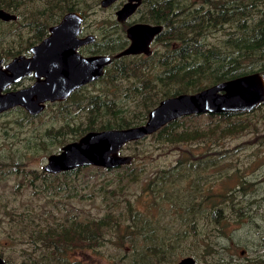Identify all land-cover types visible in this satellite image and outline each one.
<instances>
[{
  "label": "rangeland",
  "instance_id": "obj_1",
  "mask_svg": "<svg viewBox=\"0 0 264 264\" xmlns=\"http://www.w3.org/2000/svg\"><path fill=\"white\" fill-rule=\"evenodd\" d=\"M77 1L69 4L84 14V34L95 35L101 48L106 36H120L116 11L124 1L107 9L100 6L103 0ZM152 1L145 0L129 23L148 20L165 2ZM180 1L173 8L182 17L163 39L174 38L173 44L167 49L163 40L153 45L156 52L149 61L123 59L117 64L129 66L123 72L116 73L117 65L109 67L101 81L82 88L73 100L49 104L37 117L21 108L0 115V257L6 264H70L69 257L78 262L77 253L72 257L66 248H86L81 258L85 264H179L184 258L195 264H264V104L229 122L208 115L196 118L191 121L193 140L180 141L181 131H175L167 139L153 135L128 144L122 154L133 162L116 169L89 166L57 178L44 171L48 157L61 145L76 141L88 129L116 126L114 110L134 109L129 121L135 120L172 93L214 85L215 72L227 67L222 62L245 56L236 54L232 45L240 34L243 41L250 40L248 45L255 44L251 46L256 52L264 48L255 43L261 40L258 29L264 30V0ZM10 5L14 10L8 11L19 17L17 23L0 20L6 34L0 35V59L17 45L35 42L47 23L44 12H53L57 21L61 14L52 0H0V6ZM223 9L226 13L217 17ZM242 11L246 15L239 18L241 24L235 15ZM189 31L198 67L195 60L194 67H187L186 56L193 50L185 41L176 51L182 41L174 35ZM93 45L82 54H93ZM165 52L175 58H162ZM160 58L163 64H157ZM180 61L187 65H177ZM131 63L157 65L133 68ZM178 66V72L161 79L162 71ZM236 66L226 70L229 76L246 73L240 72L243 68L247 74L264 71V49ZM197 69L201 74L188 77ZM33 83L28 78L11 90ZM106 101L110 103L104 105ZM192 161L195 170L189 169ZM176 166L183 171L171 180L174 185L166 184ZM184 174L188 180H182ZM208 207L214 209L209 214ZM139 219L144 223L135 226L132 221Z\"/></svg>",
  "mask_w": 264,
  "mask_h": 264
},
{
  "label": "water",
  "instance_id": "obj_2",
  "mask_svg": "<svg viewBox=\"0 0 264 264\" xmlns=\"http://www.w3.org/2000/svg\"><path fill=\"white\" fill-rule=\"evenodd\" d=\"M116 1L118 0H103L102 3L109 6ZM132 1L142 0H129ZM130 4L125 5L121 12L130 10ZM0 20L16 21L17 17L0 9ZM82 20L78 13H67L59 25L50 29V35L31 49L32 57H17L6 69L0 61V111L23 106L31 114H38L44 109L45 102L63 101L74 90L103 74L104 67L111 62L109 57H83L77 53V48L88 40L78 39ZM162 29V26L148 25L129 28L127 33L132 44L117 58L141 53L150 55V40L147 41V38L151 34H159ZM139 49L143 51L137 52ZM32 72H35L38 78L32 87L2 94L9 83ZM263 102L264 77L258 72L214 84L197 93L168 97L149 112L147 121L140 126L89 132L66 144L58 153L48 157L44 171L50 175H59L89 166L116 169L129 165L132 164L133 158L121 155V150L126 144L142 140L179 118L250 112ZM0 264H6L1 257ZM179 264L195 262L191 258H184Z\"/></svg>",
  "mask_w": 264,
  "mask_h": 264
},
{
  "label": "flooded vegetation",
  "instance_id": "obj_3",
  "mask_svg": "<svg viewBox=\"0 0 264 264\" xmlns=\"http://www.w3.org/2000/svg\"><path fill=\"white\" fill-rule=\"evenodd\" d=\"M118 1H121V0H118ZM118 1H116V2H114V3H112L111 5H109V6H104L103 5V1H101V4H100V6L102 7V8H104V9H107V8H110V7H112V6H114ZM122 1H124V4L119 8V9H117V11H116V18H117V21H118V23L121 25V27H122V31H120L119 33H118V35H121V38L119 37V36H117V38H116V40L114 41V42H110V43H108L107 41H108V38L110 37V36H106L105 38H104V41H105V43L103 42V47L101 48L100 47V45H101V43L100 42H98V40H97V38H96V36L95 35H86V34H84V31H85V27H84V25L85 24H83L84 23V21H85V16H84V14L83 13H80V12H75V13H78V14H80L81 15V17H82V23L80 24V32H79V34H78V39L79 40H81V41H84V40H86V39H88V40H86V42L87 43H83V44H81L78 48H77V53L78 54H80L81 56H83V57H94V56H107V57H109L110 59H111V62L108 64V65H106L105 67H104V69H103V74L100 76V77H98L97 79H95V80H93V81H90V82H88L87 84H85V85H83V86H81V87H79L78 89H76V90H74L71 94H69V96L65 99V100H63V101H54V102H52V101H47V102H45L44 103V109L40 112V113H38V114H31L26 108H24L23 106H15V107H12V108H8V109H5V110H3V111H0V115H2V114H4V113H7V112H9V111H11V110H13V109H16V108H21V109H23L24 111H26L29 115H31V116H35V117H37V116H39L40 114H42L46 109H47V107H48V105L49 104H55V103H64V102H66V101H68V100H73V99H75L76 98V95L78 94V92L82 89V88H84V87H86V86H88V85H90V84H92V83H95V82H97V81H101L102 80V78L107 74V69L109 68V67H112V66H114V65H117L118 64V62H120V61H122L123 59H126V58H128V57H144V58H146L147 59V61H149L150 60V58H152L153 56H154V54H155V52H156V50L155 51H153V45H158L159 44V42H161L163 39H164V37L166 36V32H167V29H166V26L164 25H161L160 24V22L158 21V17H160V16H164V15H168L169 13H172L173 14V7H174V5L176 4V2H177V0H165V2H164V5H163V7L161 8V9H156V10H154L153 12H151V13H149V15H148V20H144L143 22H139V23H129V21L131 20V18L133 17V16H135L137 13H138V11H140V9H141V7L143 6V4H144V1L145 0H142L141 2H138V1H132V2H129V0H122ZM126 1V2H125ZM204 2V0H201V2ZM153 2H155V0L153 1ZM182 1H180V3H181ZM206 2V1H205ZM128 3H131L130 4V10H124L123 12H121L122 10H123V8L125 7V5H127ZM156 3V2H155ZM133 5V6H132ZM138 5V6H137ZM226 7V6H225ZM225 7H224V9H225ZM133 8V9H132ZM222 10V11H219V13H218V15H217V17H221L224 13H226L225 12V10ZM3 10H5V9H3ZM6 12H8V13H10V14H15V13H13V12H10V11H8V10H5ZM74 12V11H73ZM119 12H121V13H119ZM70 13V12H69ZM67 14V13H66ZM65 14V15H66ZM16 15V14H15ZM17 17H19L18 15H17ZM63 17H64V15L59 19V21H57L55 24H53V25H51V27L44 33V34H39L38 35V37H37V39L35 40V42L34 43H31V44H29V45H17L11 52H10V54L6 57V58H4V59H0V61L2 62V67L4 68V69H6V67H7V65L8 64H10L15 58H17V57H20V56H24V57H32L33 56V54L31 53V49L32 48H34L35 46H37V45H39L42 41H44L49 35H50V29L52 28V27H54V26H57V25H59L60 23H61V21H62V19H63ZM124 19V20H123ZM18 20H19V18H18ZM121 20H123V21H121ZM230 20V19H229ZM6 22V21H5ZM10 22H15V23H17L18 21H10ZM135 25H148V26H162L163 27V29H162V31L159 33V34H151L150 36H148V38H147V41H149L150 40V45H149V51H150V55H146L145 53H141V54H138V55H128V56H123V57H121V58H117V56L119 55V54H121V53H123L125 50H127L130 46H131V44H132V41H131V39L128 37V33H127V31H128V29L129 28H131V27H133V26H135ZM114 27L115 28H118L119 26H118V24H115L114 25ZM118 30V29H117ZM164 32V33H163ZM161 33H163V34H161ZM161 34V35H160ZM154 35V36H153ZM147 36V35H146ZM152 36V37H151ZM92 40V41H91ZM96 40H97V42H96ZM120 40H123L124 41V45H123V48H121L120 49V47H119V42H120ZM141 42V41H140ZM94 44V45H93ZM142 44V43H141ZM79 45V44H78ZM91 45H93L94 47H96V49H95V52L93 53V54H90V55H83L82 54V49L83 48H85V47H87V46H91ZM161 45V44H160ZM162 46V45H161ZM139 47V46H138ZM139 51H143V49H139L137 52H139ZM157 55V54H156ZM162 55V54H161ZM160 55V56H161ZM161 64H163V62H161ZM118 68H120V65H117L116 66V69H118ZM259 72H260V74L264 77V71L263 70H259ZM258 72V73H259ZM256 73V72H255ZM247 74V71H246V73H243V74H240V76H244V75H246ZM28 78H32L33 80H34V83L31 85V86H29V87H26V88H22V89H17V90H11L12 89V86H15V85H17L18 83H20L22 80H26V79H28ZM37 81H38V78L36 77V75H35V72H32L31 74H29V75H24V76H22L19 80H17V81H15L14 80V82H11V83H9V85L5 88V90L3 91V95H6V94H8V93H12V92H19V91H22V90H26V89H29L30 87H32L35 83H37ZM220 83V82H219ZM217 84V83H216ZM166 99V98H165ZM129 102H132V100H129ZM108 103H110V101H106L105 102V104L104 105H106V104H108ZM97 104V103H96ZM133 104H138V106H139V102H137V103H135V102H133ZM264 104V102L263 103H261V104H259L255 109H257L258 107H260L261 105H263ZM103 105V106H104ZM97 107H99V105L97 104ZM239 113H244V112H231V113H224V114H206V115H210V116H214L213 118H219L220 116L221 117H227V120H225V122H229V121H232V119H233V117H237V115L239 114ZM130 115H136V112H135V110L134 109H127V108H124L123 109V111H122V113L120 112V111H118V110H114V112H113V114H112V117H114V118H116L117 120H118V122H117V124H115L116 126H101V130H97V131H104V130H112V129H126V128H130V127H136V126H140V125H142V124H144L146 121H147V119H148V116H147V118H146V120L144 121V122H140L139 120L137 121V122H129V116ZM192 116H198V118H200L201 116H203V115H192ZM192 116H188V117H192ZM142 117H143V115H142ZM142 117H140V118H142ZM188 117H182V118H179V119H177V120H175V121H173V122H171V123H169V124H167V125H165L164 127H162L159 131H157L156 133H154V134H152V135H150V136H156V137H158V134L162 131V130H164L165 128H167L170 124H172V123H174V122H176V121H179V120H183L184 118H188ZM139 117H136L135 118V120L136 119H140ZM196 119V118H195ZM191 121H194V120H190V122ZM190 122H187L186 124H189ZM85 130V129H84ZM95 129H88V130H86V131H84L81 135H79L78 137H79V139L81 138V137H83L84 135H86L87 133H89V132H96V131H94ZM176 130H169V134H166V135H169V137L172 135V133L173 132H175ZM150 136H147V137H145L144 139H146V138H148V137H150ZM144 139H142V140H144ZM78 140V139H77ZM139 141H141V140H139ZM139 141H135V142H130V143H128V144H131V143H138ZM128 144H126L123 148H122V150H121V155H123L122 154V151H123V149L128 145ZM66 144H63V145H61V149H62V147L63 146H65ZM60 149V150H61ZM59 150V151H60ZM58 151V152H59ZM124 156H130V155H124ZM84 168H87V167H84ZM81 169V168H80ZM174 169H179L177 166L176 167H174ZM78 170V169H77ZM74 171H76V170H74ZM74 171H71V172H74ZM176 171H183V170H176ZM71 172H66V173H71ZM62 174H64V173H62ZM62 174H59V175H62ZM182 179L183 180H188V176L186 175V174H184L183 176H182ZM185 203H186V201H185ZM181 261V260H180Z\"/></svg>",
  "mask_w": 264,
  "mask_h": 264
},
{
  "label": "trees",
  "instance_id": "obj_4",
  "mask_svg": "<svg viewBox=\"0 0 264 264\" xmlns=\"http://www.w3.org/2000/svg\"><path fill=\"white\" fill-rule=\"evenodd\" d=\"M74 1H77V0H52V2L57 6V7H59L58 9H56L55 11H58V10H60L61 11V14H60V18L63 16V15H65L66 13H69V12H72V11H74L75 10V6L73 5V4H69V3H71V2H74ZM154 1V0H153ZM152 1V2H153ZM204 1H207V0H204ZM78 2V1H77ZM155 2L157 3L158 2V0H155ZM79 4H80V2H78ZM176 3H180V0H177V2ZM1 8H5V9H7V10H14V6L13 5H10L9 7H3V6H0ZM250 6H245V7H242V8H244V9H247V8H249ZM176 9L175 8H173V14L172 13H169L168 15H164V16H160V17H158V21L160 22V24L161 25H165L166 26V29H167V31H171L172 30V27L175 25V23H176V21L178 20V19H180L182 16H180V15H178V11H175ZM49 10H47L46 12H44V15H48V17H47V23L44 25V28L42 29V31H41V34H44L50 27H51V25H53V24H55V22L57 21V19H55V15L53 14V12L52 13H50V12H48ZM193 13L196 15V14H199V15H201V13H199V12H195V10L193 11ZM224 15V14H223ZM222 15V16H223ZM246 15V12L245 11H242L240 14H237V15H235V19H237L236 21L237 22H242V20H240L239 18H243L244 16ZM17 16V15H16ZM233 16V15H232ZM216 20V19H215ZM215 20L214 21H210V22H204V23H201L200 24V26H209L211 23H213V22H215ZM264 20V19H263ZM234 21V20H233ZM242 24V23H241ZM257 24V23H256ZM256 24H255V26H256ZM247 28V27H246ZM4 30V27L0 24V35L4 32L3 31ZM194 32V31H193ZM5 36H6V34L5 33H3ZM191 35H192V33H190V31L189 32H187V33H185V34H175L174 35V37L175 38H177V39H180V41H182L181 42V46L180 47H178V48H176V51L177 52H180V50H181V48L183 47V44H184V41H185V45H188L190 48H192V50H193V52L191 53V54H189V55H187L186 57H188L189 59H190V63L188 64V68H190V67H194V64H193V62H192V60H195V67H198L197 66V61H196V58H195V42H192L191 41ZM258 35H260L261 36V40H255V43L256 44H264V30H263V28H261V29H258ZM166 36H167V32H166ZM165 36V37H166ZM120 38H121V35L119 36ZM164 37V38H165ZM244 35H242V34H240L239 36H237V37H235V40H233L232 41V45H233V47H235V49H236V54H238V52H239V55H245V56H243V57H241L240 59H239V61H236V59H232V60H226V61H224V62H222V63H224V64H226L227 65V67H225V69H223V68H221V72L220 71H218V72H215L216 74H218V76H217V79H218V81L216 82V83H219V82H223V81H226V80H230V79H233V78H235V76H229V74H231V72L230 71H226V70H229L230 68H233L232 66H236V62H240V60L242 59V58H244V57H246V59H251V58H254L255 56H257V54L260 52V51H262L263 49H261V50H259V51H257L256 52V50L253 48V46L255 45V44H247L250 40H245V41H243L244 40ZM116 38H117V36H115V35H112V36H110L109 38H108V43H110V42H114L115 40H116ZM174 38L173 39H165V40H163V43L166 45V46H162V47H164L165 49H167L170 45H172L173 44V42H174ZM209 40L207 39V42H208ZM242 41H243V43H242ZM240 42V43H239ZM125 43H124V41L123 40H120V42H119V47H120V49L121 48H123V45H124ZM226 44H228V41L226 42ZM251 45H253V46H251ZM255 47V46H254ZM254 53V54H253ZM161 56H163L162 58H164V59H173V58H175L173 55H170V54H168L167 52H165L164 54H162ZM180 58V57H179ZM260 59H262V58H259L258 60H256L255 62H252V64H255V63H257L258 61H260ZM159 62H161V58L158 60V62H157V64L159 63ZM181 63V61L180 62H177V65H179ZM157 64H154V63H148V64H146V63H131V64H129L130 66H132L133 68H139V67H144V68H148L150 65H157ZM185 66V65H187V63H185L184 61L181 63V66ZM181 66H178L177 68H174V69H171V70H167V69H165L164 71H162V73L160 74L161 75V79H167L168 77H171L172 76V74L173 73H175V72H178L181 68ZM127 67H129L127 64L126 65H124L123 67H121V68H118V69H116V73H118V72H123ZM237 68H238V70L241 68V67H238V66H236ZM247 70L245 69V68H243V69H241V71L240 72H246ZM201 70L200 69H197V70H195L194 72H192V73H190L189 75H188V77H192V76H195V74H201ZM239 72V73H240ZM237 73V72H236ZM237 76H240V74H238ZM177 80H179V79H177ZM169 81H171V80H169ZM190 81L193 83V88L195 87V83H194V81L192 80V79H190ZM215 83V84H216ZM207 88V87H206ZM196 89V88H195ZM205 88H197L195 91H193V92H190V93H197V92H200V91H202V90H204ZM184 93H186V92H175V93H172L171 95H169L168 97H172V96H177V95H179V94H184ZM168 97H166V98H168ZM165 99V98H164ZM163 100V99H162ZM159 104V103H158ZM157 104V105H158ZM157 105H151L150 107H149V109L150 110H148L146 113H144L143 114V117L142 118H140V119H136V120H130L129 122H137L138 120L140 121V122H144L145 120H146V118H147V116H148V114H149V112L153 109V108H155ZM210 118H213L214 116H210V115H208ZM195 118H198V116H192V117H188V118H184L183 120H179V121H176V122H174V123H172V124H170L167 128H165L164 130H162L159 134H158V138L160 139V140H162V139H167V137H169V135H166V134H169V130H176V131H181V133L180 132H178V139L180 140V141H182V140H193L194 138H195V124L194 123H192V122H190V120H195ZM216 118V117H215ZM219 119H221L222 121H225V120H227V117H219ZM187 122H190L189 124H186ZM204 129H206V128H204ZM188 136H190V138H188ZM181 161L183 162V163H185L184 162V160L183 159H181ZM189 169L190 170H195V162H190L189 163ZM176 170H182V169H174L173 168V173H172V175L169 177V179H168V181H166V184H169V185H174L176 182H174V181H171V180H177V173H179V171H176ZM62 175H65V176H68V174L67 173H64V174H62ZM53 178H57V176L56 175H51ZM210 178V177H209ZM211 179V178H210ZM183 180V179H182ZM186 203H187V205H189V202L188 201H186ZM208 214L211 212V211H213L214 209H210L209 207H208ZM208 216V215H207ZM207 216H205V218H207ZM214 217V216H213ZM208 219V218H207ZM134 224H135V226H137L139 223H141V222H143L144 223V221L143 220H137V221H132ZM188 227H190L191 229H195V217L194 218H192V220H191V222H190V224H189V226ZM158 248V247H157ZM60 250V249H59ZM57 251V254L58 253H61V251ZM66 251H69V255L70 256H72V257H74L75 256V254L77 253V259H79V261L78 262H73V261H70V260H73L71 257H69V258H67L66 260L70 263V264H85V263H82L81 262V258L82 257H84V252H85V250H86V248H66L65 249ZM89 250H93L92 248L91 249H89Z\"/></svg>",
  "mask_w": 264,
  "mask_h": 264
},
{
  "label": "bare ground",
  "instance_id": "obj_5",
  "mask_svg": "<svg viewBox=\"0 0 264 264\" xmlns=\"http://www.w3.org/2000/svg\"><path fill=\"white\" fill-rule=\"evenodd\" d=\"M13 15H15V14H13ZM16 16V15H15ZM17 17V16H16Z\"/></svg>",
  "mask_w": 264,
  "mask_h": 264
}]
</instances>
